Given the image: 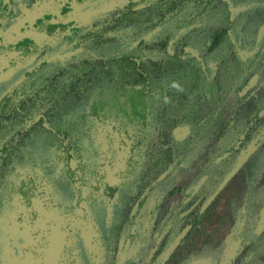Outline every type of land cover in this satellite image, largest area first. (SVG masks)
Returning a JSON list of instances; mask_svg holds the SVG:
<instances>
[{
	"label": "rangeland",
	"instance_id": "rangeland-1",
	"mask_svg": "<svg viewBox=\"0 0 264 264\" xmlns=\"http://www.w3.org/2000/svg\"><path fill=\"white\" fill-rule=\"evenodd\" d=\"M199 5L200 2L196 0H167L153 13L155 20L149 22L157 27L145 41V52L142 56L148 70L153 69L155 74L160 72L158 75H162L156 76L158 86L170 85V69L173 66L180 68L182 61L187 64L184 60H188L190 64L191 53L206 54L200 44L192 51L185 49L184 60L175 58L182 54V41H185L188 33L184 27L191 24L192 13L196 16L199 14L196 8ZM219 7L222 25L228 20H234L230 43L233 49L235 45L239 48V62L253 60L255 70L251 81L252 88L250 87L248 93L242 99L234 95L221 105L222 108L219 106L212 126L206 103L203 104L201 112L190 113L196 99L201 97L198 90L200 85L208 88L212 78L210 62L206 64L203 60L196 64L200 66L201 74L199 72L198 78L190 79L192 82H188L187 89L177 85L182 90L176 96L171 97L168 92H164L160 98L156 97L158 104L153 107L148 117L149 125L144 134L147 139L139 151V163L134 172L131 171V145L109 128V124L104 125L102 130L96 128L86 134L85 138L89 137V140L82 141V147L86 149V164L82 165L71 181L63 178L62 185L61 182L54 181L55 186L63 188L62 192L59 195H47L50 187V182L47 181H40L36 186L43 188L45 196L41 193L34 199L37 216L34 220L30 217V230L27 229V224L21 226L20 235L25 231L30 234L27 242L21 243V246V239L18 237L20 226L16 223L17 217L23 212L20 204L15 201L11 209L5 212L12 233L5 246V255L20 257L26 254L30 255L34 264H44V255L51 248L49 238H53L63 242L56 264H229L231 259L232 264H264V247L258 248L264 245V238H257L264 232V150L251 152L252 163L249 164L248 160L243 168V185H252L247 200L244 199L246 187L240 195L241 188L237 182H233L230 188L224 187V183L217 190L219 194L216 198H211L215 192L210 193L208 184L201 183L203 173L210 170V156L215 153V150H211L216 148L213 133H219L223 137L225 133L221 130L227 128L230 121L236 123L244 118H239V115L247 116L249 112L257 109L256 106L264 104V6L249 5L244 0H229L226 5ZM86 9L81 8L79 11ZM79 11L75 9L74 12L80 13ZM178 13L186 18L185 22H182ZM1 22L0 19V24ZM52 22L53 25L57 23L56 20ZM193 24L203 27L210 25V31H213L219 23L204 18L194 21ZM149 30L153 31L151 28ZM18 38L26 41L28 36L26 33L20 36L10 35L6 42L19 41ZM164 42L167 43L166 46ZM7 43L2 46L3 49L8 47ZM29 65L30 62L22 67ZM134 71L132 67H125L127 81L132 80L130 77ZM5 72V68L0 66V76ZM107 72L114 74V69ZM74 74L75 71H68L60 77L57 87L50 85L45 98L41 97L33 104L32 115L45 112L50 125L65 126L68 123V113L91 104V101L88 102L83 97L88 90L97 92L92 81H83L82 85L74 84L71 95L64 100V91L72 89L69 82L76 80ZM94 75L96 74L91 73L90 76ZM104 80V85H107L106 82L112 79L105 76ZM189 91V100L180 99L181 93L188 95ZM4 92L6 88L0 83V97ZM53 98L56 102H51ZM126 120L128 121L124 118L123 122ZM182 131L186 134L183 141L190 144L187 155H180L179 151L174 154L173 145L181 142L178 138ZM41 141L42 131L30 132V149L24 150L26 155L34 154L40 159L44 152ZM17 153L18 150H14L11 154V158L15 154L11 166H16L14 163L20 161L16 157ZM165 155L168 161L163 158ZM158 159L165 160L162 167L154 165V161ZM55 160L63 161V157L59 156ZM180 160L181 164H178ZM58 166L53 172L54 178L61 175L64 177L67 171L65 163ZM237 166L239 168V161ZM149 167L151 176L145 180L136 176L140 170L147 172ZM16 168L18 169L17 166ZM33 168L30 167V170ZM110 184L119 186V191L109 202L106 189H109ZM201 186L203 190L200 189V197L196 205H193V200L188 195L194 188L199 189ZM64 192L67 193L63 194ZM232 195H236L233 201ZM196 206L205 212L195 229L188 230L184 223L190 219V212L193 215ZM182 226L184 228L180 231ZM130 233L134 237L128 238ZM43 237L48 239L44 241ZM246 245L252 247V251H243L248 248ZM256 251L261 253L256 254Z\"/></svg>",
	"mask_w": 264,
	"mask_h": 264
},
{
	"label": "trees",
	"instance_id": "trees-1",
	"mask_svg": "<svg viewBox=\"0 0 264 264\" xmlns=\"http://www.w3.org/2000/svg\"><path fill=\"white\" fill-rule=\"evenodd\" d=\"M166 1L0 0V8L2 7L0 66L6 71L0 76V83L6 88V92L0 97V264L8 262L9 264H20L26 259L31 261L30 255L26 254L20 257L5 255V246L12 234L5 212L11 209L15 201L20 204L23 212L17 217L16 223L20 226L19 236H17L21 239L19 240L21 246V243L27 242L30 235L27 231L20 235L21 226L27 224V229L30 230V217L34 220L37 216V209L33 202L39 194H44L43 188L39 189L36 186L40 181H47L50 182L47 195H59L62 192L63 188L55 186L54 181L61 182V185L63 178L71 181L81 170L82 165L86 164V149L82 147V141L89 140V137L85 138L86 134L96 128L102 130L104 125L109 124V128L123 139L128 140L131 145V151L133 150L131 171L134 172L139 163V151L147 139L144 134L149 125L148 117L153 107L158 104L156 99L160 98L161 93L165 94L164 92H168V96H176L182 90H179L177 85L187 89L188 82H192L190 79L198 78L200 66L196 64L203 60L206 64L210 62L209 71L210 76L212 73V78L208 88L200 85L198 90L201 92V97L196 99L190 113L201 112L203 104L206 103L205 106H208L211 114L209 118L212 126L215 122L214 114L219 106L221 107L227 99L234 95L242 99L248 93L255 70H253V60L239 62V57H237L239 48L235 45L233 49L230 43L235 26L234 20H228L225 25H222V18L219 16L221 10L219 6L226 5L229 0H196L200 2V5L196 7L199 14L196 16L192 13L191 24L184 27L188 30L187 37L185 41H182V54L176 55L175 58L180 61L184 60L185 49L189 48L192 51L200 44L203 45L206 54L191 53L190 64L188 60H184L187 64H183L182 61L180 68H173L175 67L173 66L170 69V85H157L156 76L162 75H158L160 72L155 74L153 69L148 70L144 65L145 59L142 55L145 52V41L151 37L157 27L149 21L155 20L153 13ZM244 1H247L249 5L263 4L264 6V0L262 3L257 0ZM81 8L87 9L81 12L79 11ZM75 9L80 13L74 12ZM201 13L202 16H200ZM178 14L182 22H185L186 18ZM204 18L218 22V27L210 31V25L203 27L193 24L194 21H201ZM53 20L57 21L56 25H53ZM150 28L153 31H150ZM14 31L16 33L11 34ZM23 33L28 36L26 41L18 38L19 41L6 42L8 36H20ZM6 43L8 47L3 49L2 46ZM164 45L166 46L167 43L164 42ZM4 50H6L5 54ZM146 51L148 52V49ZM28 62H30L28 67H22ZM125 67H132L135 70L130 77L132 80L127 81ZM109 69H114V74L107 72ZM72 70L75 71L76 80L69 82L72 84V89L68 88L64 91V100L71 95L74 84L82 85L83 81H92L97 92L88 90L83 97L84 100L91 101V104L83 105L80 110L75 109L68 113V123L65 126L50 125L45 112L33 116V104L41 97L45 98L49 86L57 87L60 77ZM91 73L96 75L92 77ZM105 76L112 79L106 82L107 85H104ZM106 98L107 100L104 101ZM190 98V91L188 95L180 94V99L187 101ZM51 102H56V100L53 98ZM256 108L257 111H251L247 116L239 115V118H244L238 122L230 123V121L228 127L221 130L225 133L223 137L219 133H213L216 148H211V150H215V153L210 156V170L203 173L201 177V183L208 184L210 193L215 192L211 198L217 197L219 194L217 190L224 183H226L224 187L230 188L233 182H237L240 186V195L246 187L245 200L250 197L252 185L244 186L241 181L243 168L248 160L249 164L252 163L251 152L264 150V104ZM124 118L128 119L125 123ZM33 130L43 132L41 149H44V152L40 159L32 152V155L29 153L26 155L24 152L26 148L30 149V132ZM179 135L177 138L181 142L173 145L174 154L179 151L180 155H187L190 144L188 141H183L186 136L185 131ZM14 150H18L16 157L20 158L19 162L14 163V165L17 164L18 169L16 166H11L15 156L13 154L11 158V154ZM162 154L163 152L160 155ZM59 156L63 157V161L55 160ZM163 158L168 161L166 155ZM244 159L247 160L244 162ZM165 160L158 159L154 161V165L162 167ZM62 162L65 163L67 171L64 177L61 175L54 178L53 172ZM178 164H181V160ZM30 167L34 168L30 170ZM150 169L149 167L147 172L140 170L136 176L145 180L151 176ZM252 182H254L253 178ZM197 188H194L188 195L190 200H193V205L194 203L196 205L200 197L198 193L200 189L203 190V186ZM117 191H119V186L114 184H110L109 189H106L109 202L113 200ZM65 193L67 192L63 194ZM231 197L233 201L236 195ZM194 209L193 215L190 212V219L184 223L188 230L195 229L205 212L197 206ZM184 216L185 214L182 217ZM184 226L179 230L181 231ZM132 237H134L133 233L128 234V238ZM257 238H264V232L260 233ZM46 239L48 238L43 237L44 241ZM45 243L47 241L43 242ZM49 245L52 247L50 238ZM246 246L248 248H244L243 251H248V249L252 251V247ZM263 247L264 245L258 246V248ZM61 248L62 246L60 250ZM255 253L260 254L261 251ZM46 256L45 253L43 261H46ZM57 261H59V256L54 264ZM232 263L233 259L229 261V264Z\"/></svg>",
	"mask_w": 264,
	"mask_h": 264
},
{
	"label": "water",
	"instance_id": "water-1",
	"mask_svg": "<svg viewBox=\"0 0 264 264\" xmlns=\"http://www.w3.org/2000/svg\"><path fill=\"white\" fill-rule=\"evenodd\" d=\"M52 246L46 256V261L44 264H54V261L56 260V258L59 256V250L60 247L63 246V242H61L60 240L57 241L55 239L52 240ZM20 264H34L32 263L30 260L26 259L24 261H22Z\"/></svg>",
	"mask_w": 264,
	"mask_h": 264
},
{
	"label": "flooded vegetation",
	"instance_id": "flooded-vegetation-1",
	"mask_svg": "<svg viewBox=\"0 0 264 264\" xmlns=\"http://www.w3.org/2000/svg\"><path fill=\"white\" fill-rule=\"evenodd\" d=\"M52 240H53V238H52ZM55 240H57V241H59L58 239H55ZM53 247V246H52ZM32 262V261H31ZM33 263V262H32Z\"/></svg>",
	"mask_w": 264,
	"mask_h": 264
}]
</instances>
